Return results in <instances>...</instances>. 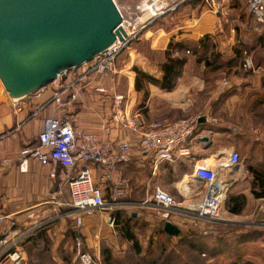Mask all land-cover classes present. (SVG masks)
Returning a JSON list of instances; mask_svg holds the SVG:
<instances>
[{"label": "crops", "instance_id": "1", "mask_svg": "<svg viewBox=\"0 0 264 264\" xmlns=\"http://www.w3.org/2000/svg\"><path fill=\"white\" fill-rule=\"evenodd\" d=\"M213 1L223 12L211 9L206 3L201 11L193 9L192 17H182L181 24L176 27L144 32L150 52L161 56L160 63L153 62L134 46L139 44L136 43L139 42L138 39L126 49L127 59L125 58L124 63L121 62L123 57L118 58L116 73L86 75V67H82L68 73L65 79L61 78L42 92L20 100L22 112L15 109L13 101L0 88V223L6 228L8 239L18 241V246L25 252L27 259V248H32L34 253L48 254L55 261L63 254L73 253L75 262L78 260L75 243L77 235L82 237L85 250L99 259L100 264L102 246L104 249H110L119 258L127 255L138 257L128 230L133 233L143 249L139 257L144 258L150 246L156 252L158 243L165 242L168 238L169 246L179 254L180 247L177 243L188 236L181 225L184 222L187 225L191 221L179 215H170L172 219L169 221L176 225L182 234L179 237H168L161 232L167 223L164 212L156 207H142L139 204L154 194L157 188L168 192L171 182L178 190L180 186L184 187L182 188L186 194L180 191L183 200L180 203L188 205L195 202L197 199L193 191L197 183L196 176L193 175L196 165L208 159L211 161L219 156H226L232 151L239 154L248 151V167L241 164L242 174L234 173L235 182L228 195V198H243L242 212L231 213L227 200L222 212V222L212 226L208 236L200 233L194 235L208 238L210 244L220 238L234 241L239 236L248 234L250 228L256 226L253 229H261V239L238 244L234 241L233 247H229L230 250L226 253L238 258L241 261L239 264H264V198L255 197V192H261L260 183L249 170L264 169V120L258 123V126L240 134L239 128L231 125L228 120V116L233 113L227 111V104L237 98V95L231 90L227 96V92L220 93L217 88L221 83L220 75L224 71L229 72L239 63L230 64L236 54L233 49L225 52L222 47L224 43L218 38L223 34V21H227L225 14H232L231 9L225 8V2L235 0ZM239 1L242 10L249 12L247 0ZM176 7L173 13H168L170 16L175 17ZM205 36L212 37L211 49L220 53V61L223 62L221 67L214 64L210 58L202 60L197 54L201 48L199 41ZM171 42H187L192 45L189 49L174 53V56H184L187 59L175 88L168 91L158 84L142 79V88L137 90L136 69L148 77L162 81V65L166 62V51ZM246 49L249 51L247 47ZM248 53L255 69L253 55L250 51ZM207 62L211 65L207 66ZM213 67L218 68L214 71H220L218 75L209 72ZM257 69L264 72V64ZM233 83L237 91L242 86L246 91L254 92L253 96L247 97L249 114H264V74L252 79L241 77L233 80ZM59 93L65 103V107L58 113L59 116L70 118L77 133L102 134L108 129L109 138L114 145L124 142L133 147L138 146L142 135L156 122L174 123L199 116L205 117V121L200 122L194 139L185 145L187 155H181L177 151L173 162L158 166L151 155L138 156L131 163L120 165L123 177L130 182L133 189L131 196L123 199L124 203L130 204L80 215L67 205L71 201L67 170L53 163L43 166L33 158H28L25 162L20 158L23 149L38 143V136L43 132L46 121L55 112L54 97ZM75 94L78 98L72 101ZM117 96L124 97L122 103L116 101ZM250 119L253 120V116ZM238 139L240 143H237ZM82 168L93 170L97 185L104 189L106 199L110 200V187L102 183L100 168L81 164L72 175H76ZM79 216H82L81 229L77 228ZM129 217L134 219L128 225ZM223 225L233 227V231L227 236L220 233V230H223L220 226ZM91 229L96 230L95 236H90ZM236 245L256 249L258 253L254 255L246 254L245 251L234 252ZM203 255L201 254V257Z\"/></svg>", "mask_w": 264, "mask_h": 264}, {"label": "built area", "instance_id": "2", "mask_svg": "<svg viewBox=\"0 0 264 264\" xmlns=\"http://www.w3.org/2000/svg\"><path fill=\"white\" fill-rule=\"evenodd\" d=\"M206 2L211 6V9L215 11L219 9L213 0H206ZM247 8L259 15L264 23V0H247ZM164 9L165 6L157 10V13ZM154 17H158V15L154 14ZM124 24L125 22L123 27ZM138 34V32H129V38L124 42L118 40L105 53L85 65L84 74L110 75L116 73L118 58L128 48L131 41L137 38ZM243 67L254 69L252 58L247 51L244 52ZM228 85V82L225 81L222 89ZM77 98L78 96L75 94L72 101ZM123 100V96L116 97L119 104ZM12 101L15 109L22 112L23 110L19 106L20 100ZM54 103L55 112L46 121L43 132L38 136V143L23 149L20 152V158L23 162L28 158H33L43 166L53 163L67 170L71 191V201L67 205L80 215L130 204L129 202L124 203L123 199L129 198L133 189L130 182L123 177L119 169L120 165L129 164L138 156L151 155L154 156L155 165L158 166L162 163L173 162L177 151L181 155H187L188 150L184 147L194 139L201 120L205 119V117L199 116L174 123L156 122L142 135L138 146L133 147L124 142L114 145L109 138L108 129H105L102 134L77 133L70 118L59 116L58 113L65 107L61 93L54 97ZM9 162L6 161V163ZM204 162L196 165L193 175L196 176L197 183L193 195L197 201L183 205L165 190L157 188L154 194L148 196L139 205L162 210L166 222H170L171 214L191 220L193 227L190 226L191 229H188V233L192 234V231L197 229L200 230L201 235L208 236L210 228L223 220V208L235 182L234 173L242 174L243 169L241 156L236 151H232L226 156L217 157L213 165ZM81 164H90L100 168L102 183L110 187V200L106 199L104 189L97 185L92 169L82 168L76 175H72V172H75ZM205 225H208L209 228L204 227ZM82 226V216H79L77 228L81 229ZM7 236L6 228L0 223V264L26 263L25 252L18 246V241L10 240ZM76 241L77 259L80 264H100L99 259L85 250L80 235H77Z\"/></svg>", "mask_w": 264, "mask_h": 264}, {"label": "water", "instance_id": "3", "mask_svg": "<svg viewBox=\"0 0 264 264\" xmlns=\"http://www.w3.org/2000/svg\"><path fill=\"white\" fill-rule=\"evenodd\" d=\"M123 23L114 0H0L4 93L24 100L65 79L128 39ZM164 231L168 237L182 234L170 222Z\"/></svg>", "mask_w": 264, "mask_h": 264}, {"label": "rangeland", "instance_id": "4", "mask_svg": "<svg viewBox=\"0 0 264 264\" xmlns=\"http://www.w3.org/2000/svg\"><path fill=\"white\" fill-rule=\"evenodd\" d=\"M114 1L116 3L117 7L119 8L120 12L123 15L124 22H125V24H124L125 28L124 29L126 30V32H128V33L129 32H138L139 33L137 35V38L135 40L131 41L129 46H131V44L133 42H136L139 39V42H136L139 44L134 45V46L138 47L142 51L143 54H146L147 57L150 58L155 63H160L162 61V58L158 54H152L150 52L148 43L144 38V32L148 31V30H152V31L161 30L162 28L168 30L169 28L176 27L177 25L181 24L180 20L182 17H184V16H188V17L191 16L192 17L191 12L193 11V9L194 10L197 9V10L201 11V9H203V7H204V6L194 5L193 3L190 5L191 0H114ZM147 2L152 3V4L156 3V5L158 4L159 7L162 6V4H163L165 6V9L160 13L159 12L157 13V11H155V14L158 15V17H154V15H152V16L150 15L149 17L145 18L149 11H145L143 7H144V4ZM225 3H226L225 8H227V10L231 9L232 14H229V13L225 14L227 21L226 22L223 21V25H222L223 34H221L222 35L221 38L217 37L218 39H220L219 41H222L224 43V46H222V47H224V51L227 52V51L233 49V51L235 52V49L237 47L244 46V47H247L249 49V51L252 53L251 55H253L255 62L256 63L260 62L261 59L263 58L262 54L264 53V23H263L262 19L260 18L259 15L254 14L252 11L248 12L246 9L242 10V5L240 4L239 0H237V1L235 0L234 2H225ZM177 5H179V6L176 7ZM188 5H189V7H187ZM206 5H208V4H206ZM175 7L177 9V12H176L177 14L175 15V17L170 16L168 13H173L174 12L173 9H175ZM218 11L223 12V10H220V9H218ZM180 13H182V14H181V17L179 18ZM194 16H196V14ZM217 34L218 33L216 32V35ZM215 36H214V38H215ZM205 37H207V36H205ZM125 51L121 54V57H123V59H124L121 61L122 63L125 62V58H126V54H127V53H125ZM215 53L218 54L219 52L216 51ZM127 57H128V55H127ZM222 63L223 62L220 61V62L216 63V65L219 66ZM209 72L212 73V75L213 74L218 75L220 71L218 72V71L210 70ZM262 74H264L263 70L259 71L257 68L245 69L244 67L240 66V64H238V66L234 67L232 70H229V72L224 71L223 74L220 75L221 83H220V87L218 86L219 88H217L218 91L220 93H226L227 92L226 95L229 96L231 92H228V91L233 90L232 93L237 95V98H235L233 101H231L227 104V109H228L227 111H231L233 113L232 116H230V117L228 116V120H230L231 125H234V126L239 128V134L243 133L244 131L251 130L252 127L258 126L259 125L258 123H260L264 120L263 119L264 114H258V113H255L254 115L249 114L248 109H247V107H248L247 97L250 98L251 96H253L252 93H254V92H252V90L246 91L244 89V87H242V86L240 87V90L237 91L235 89L237 87L233 83V80L239 79L241 77H244L246 79H252V78H255L257 75L261 76ZM225 81L228 82L229 85L225 89H222V85ZM0 88L2 90H4L1 82H0ZM250 89H252V88L250 87ZM252 116H253V120L250 119V117H252ZM261 116H262V118H259ZM237 137L240 138V136H237ZM236 141H237V143H240L239 139ZM240 154H241V164L248 167V163H249V159H247V157H249L248 151L243 152V154L242 153H240ZM213 163H214V161H212V164ZM250 163H251V161H250ZM258 165L260 166V164H257V166ZM164 181H166V180L164 179ZM170 185H171L170 190H167V191L170 194H172L173 197H175L177 202H179V203L182 202L183 200L181 199L182 197H181L180 191H181V193L186 194V192H184V190H183L184 187L180 186V188L178 190V188H176V185H173L172 182L170 183ZM182 190H183V192H182ZM187 197H188V195H187ZM133 211H137V210H133ZM222 218H223V216H222ZM171 219L172 218H170V220ZM175 221H176V219H175ZM189 225L191 226L192 222H188L187 225H185V222H184L181 225L183 227V229L185 230V233H187L188 235L189 234L194 235L196 233H200V230H197V229L193 230L192 234L188 233V229L190 228ZM191 227H193V226H191ZM204 227L209 228L208 225H205ZM220 227L223 229L220 231H225V230L231 229L230 227H228V228L227 227L225 228L223 226H220ZM255 227L250 228L251 230H249V231H261V229H253ZM90 234H91L90 236H95L96 230L94 231V229H91ZM75 243L77 245V241ZM161 243L164 245L163 242H161ZM179 243H177V245H179ZM101 248L103 250L104 246H102ZM236 248L238 250L236 249L234 252L245 251L246 254L254 253V255H256V253H258V251L256 249H251V248L248 249L246 247H243V245L241 247L239 245H236ZM225 250L229 251L230 249H225ZM34 254L36 255V257L33 256L32 258H36V260L39 258L40 259L42 258V257H40V254H42V253L35 252ZM225 254H224V256L216 257L215 259H211V258H209L208 254L206 253L199 260L200 261L199 264H239V263H241V261L238 258L231 257V255L229 256L228 255L229 253H225ZM231 254L233 255V253H231ZM63 255H65V254H63ZM46 260L47 259H45L44 261L39 260V263L52 264ZM27 261H28V259H27ZM53 261H55V260H53ZM55 262L57 264H62L61 258Z\"/></svg>", "mask_w": 264, "mask_h": 264}, {"label": "trees", "instance_id": "5", "mask_svg": "<svg viewBox=\"0 0 264 264\" xmlns=\"http://www.w3.org/2000/svg\"><path fill=\"white\" fill-rule=\"evenodd\" d=\"M190 4L204 6L207 2L206 0H191ZM177 11V9L175 10ZM201 48L197 51V54L202 60H207L208 58L212 59L213 63L216 64L220 62V53H215L211 49V45L213 44V39L210 36L204 37L199 41ZM192 45L187 42L181 43H174L171 42L167 51H166V62L162 65L163 71V79L162 81H157L151 77L146 76L141 71L135 70L137 72V82L136 88L137 90H141V81L142 79H146L149 83L158 84L161 88L171 91L175 88L177 79L181 76L183 68L187 63V59L184 56H174L175 52H181L185 49L191 48ZM249 52L246 47L241 46L235 49L236 57L234 58L233 62L230 63L240 64L243 67L244 61V52ZM263 58L261 62L256 63L254 59L255 68L259 67L260 65L264 64V53L262 54ZM211 64L207 62V66ZM221 67V65H219ZM214 68V67H213ZM218 68H214L213 70H217ZM254 175L255 179L259 180L261 192H255L256 198H264V169H249ZM229 203V211L234 214H239L242 212L243 206V198H228ZM230 204L233 206H230ZM133 217H129L127 220V224L133 220ZM223 227H225L223 225ZM230 227V226H229ZM226 228V227H225ZM228 228V227H227ZM231 229L220 231V233L224 234L225 236L229 235L233 231V227ZM163 235H166L164 230H161ZM75 234V233H74ZM128 234L130 238L133 240V249L136 251L138 257H134L133 255H127L123 258H119L114 256L113 252L110 249H103L102 251V264H199L201 259V254H208L209 258H216L224 253H226L229 247L234 245V241L238 243H244L251 240H258L261 239L262 233L259 231H249L248 234L239 236L236 240L228 239V238H220L216 240L214 243L210 244L208 238H203L201 236H185L179 243L180 253H176L173 248L169 246V239L166 240L164 245L160 242L158 243V247L155 250L152 249V246L148 248L146 256L139 257L143 253V249L140 243L134 238L133 233L128 230ZM35 246V245H34ZM29 250V251H28ZM28 251V261L24 264H43L39 263V260L48 261L52 264H57L53 261V257L48 254H40L41 259L32 258L33 256L36 257L32 248H27ZM33 252V253H32ZM63 256V257H62ZM61 261L62 264H80L79 261L73 262L74 255L66 254L62 255ZM185 256V260H184Z\"/></svg>", "mask_w": 264, "mask_h": 264}, {"label": "bare ground", "instance_id": "6", "mask_svg": "<svg viewBox=\"0 0 264 264\" xmlns=\"http://www.w3.org/2000/svg\"><path fill=\"white\" fill-rule=\"evenodd\" d=\"M155 2V1H154ZM164 5L162 4V6H160L161 8L163 7ZM159 6H158V4L156 5V4H152V3H145L144 4V10L145 11H149L148 13H147V15H146V17L145 18H147V17H149L150 15L152 16V15H154L155 14V11H157V10H159V9H161ZM128 33V32H127ZM129 34V33H128ZM212 161H215V160H213V159H211V161H210V159H208V161H206V162H204V163H207L208 165H213L212 164ZM195 177V176H194Z\"/></svg>", "mask_w": 264, "mask_h": 264}]
</instances>
